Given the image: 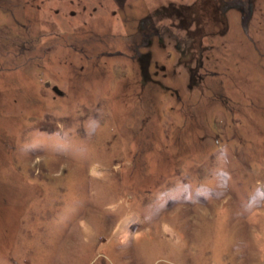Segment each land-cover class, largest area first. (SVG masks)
<instances>
[{
	"label": "rangeland",
	"instance_id": "rangeland-1",
	"mask_svg": "<svg viewBox=\"0 0 264 264\" xmlns=\"http://www.w3.org/2000/svg\"><path fill=\"white\" fill-rule=\"evenodd\" d=\"M0 264H264V0H0Z\"/></svg>",
	"mask_w": 264,
	"mask_h": 264
}]
</instances>
